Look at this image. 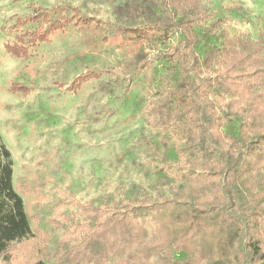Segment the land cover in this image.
Wrapping results in <instances>:
<instances>
[{
  "label": "trees",
  "instance_id": "16d2710c",
  "mask_svg": "<svg viewBox=\"0 0 264 264\" xmlns=\"http://www.w3.org/2000/svg\"><path fill=\"white\" fill-rule=\"evenodd\" d=\"M113 11L124 25H103L69 5L38 9L19 20L27 28L16 33L5 50L28 59L36 46L70 28L92 30L103 38L114 32L125 45L156 39L165 46L178 33L172 56L182 77L175 88L163 90L148 105L145 116L164 140L168 135L180 140L181 184L169 196L101 207L78 204L82 220L61 214L62 222L54 224L64 231L51 246V236L30 226L23 194L12 187L10 153L0 141V260L264 264V31L255 41L231 34L225 20L215 18L203 0H131ZM202 25L207 26L198 35ZM201 40L205 50L199 56L195 46ZM124 66L131 80L142 72L146 60L135 55ZM96 78L86 71L68 90L74 92ZM229 121L237 124L235 134L224 132ZM28 242L30 248L20 247Z\"/></svg>",
  "mask_w": 264,
  "mask_h": 264
},
{
  "label": "rangeland",
  "instance_id": "374dc122",
  "mask_svg": "<svg viewBox=\"0 0 264 264\" xmlns=\"http://www.w3.org/2000/svg\"><path fill=\"white\" fill-rule=\"evenodd\" d=\"M130 3L0 0V141L10 153L12 187L23 194L30 226L51 236V246L64 231L54 224L62 222L61 214L82 220L78 204L101 207L169 196L181 184L180 140L171 135L164 140L145 116L148 105L182 77L172 56L179 34L171 35L165 46L156 39L125 45L114 32L103 38L92 30L70 28L51 35L25 60L5 49L27 28L19 20L38 9L69 5L116 28L124 24L113 10ZM203 5L225 20L231 34L255 41L264 31V0H203ZM206 26L197 28L198 35ZM204 50L201 40L195 52L202 56ZM135 55H143L146 66L130 80L124 62ZM86 71L98 78L69 91L68 85ZM236 125L227 122L224 132L235 134ZM20 247L31 246L28 242Z\"/></svg>",
  "mask_w": 264,
  "mask_h": 264
}]
</instances>
